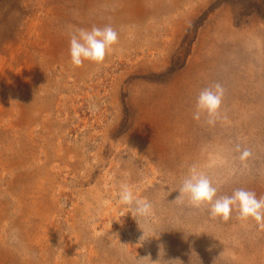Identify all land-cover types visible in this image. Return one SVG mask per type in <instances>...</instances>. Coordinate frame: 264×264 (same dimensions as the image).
I'll return each mask as SVG.
<instances>
[{
  "label": "rangeland",
  "instance_id": "1",
  "mask_svg": "<svg viewBox=\"0 0 264 264\" xmlns=\"http://www.w3.org/2000/svg\"><path fill=\"white\" fill-rule=\"evenodd\" d=\"M105 26L104 62L73 65ZM193 166L264 197V0H0V264H264L254 219L176 199Z\"/></svg>",
  "mask_w": 264,
  "mask_h": 264
},
{
  "label": "clouds",
  "instance_id": "2",
  "mask_svg": "<svg viewBox=\"0 0 264 264\" xmlns=\"http://www.w3.org/2000/svg\"><path fill=\"white\" fill-rule=\"evenodd\" d=\"M117 42L118 34L111 26L93 27L90 31L79 29L70 37L71 61L77 67L82 66L84 60L102 64ZM223 95L224 89L219 83L204 88L197 98L194 119L198 120L201 113L206 112L210 118L209 123H213L214 120L211 118L217 116ZM248 155L249 152L245 150L241 160ZM185 196L196 207L210 206L209 212L213 217H222L227 221L233 209H237L240 219L252 218L264 228V197L257 199L254 192L244 189H237L230 196L217 197V189L212 186L207 176L197 171L195 166L189 170L176 199L181 200ZM119 197L122 204L134 205L133 211L137 216L145 217L150 214L151 204L134 198L133 192L127 185L121 186Z\"/></svg>",
  "mask_w": 264,
  "mask_h": 264
}]
</instances>
